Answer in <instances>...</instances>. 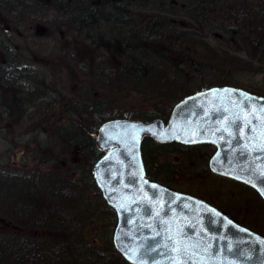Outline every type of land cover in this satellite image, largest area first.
Returning <instances> with one entry per match:
<instances>
[{"label":"trees","instance_id":"trees-1","mask_svg":"<svg viewBox=\"0 0 264 264\" xmlns=\"http://www.w3.org/2000/svg\"><path fill=\"white\" fill-rule=\"evenodd\" d=\"M100 7L111 10L113 23H104L103 33L86 35L83 28ZM0 9L33 17L36 28L41 21L51 22L56 26L51 34L58 37L73 33L79 45L70 46L67 57L87 80L79 99L73 97L64 107L68 120L43 131L61 140L75 161L65 167L47 154L41 160L45 164L38 160L30 170H0V218L8 223H0V264H129L113 247L116 216L92 179V166L104 153L95 142L98 127L115 118L166 121L178 100L211 86H233L264 97L232 73V68L250 71L253 63L264 65V0H0ZM203 71L210 76L205 78ZM2 82L3 71L1 88ZM88 85L103 91L94 94ZM38 92L45 110L35 114L46 115L55 102L47 90L39 87ZM28 93L34 96V91ZM133 93L148 102H164L156 110L125 108ZM35 97L26 106L34 108ZM117 101L122 104L115 108ZM140 145L146 177L170 189L179 167L170 158L196 146L212 147L158 143L147 135ZM54 146L47 149L59 148Z\"/></svg>","mask_w":264,"mask_h":264},{"label":"water","instance_id":"water-1","mask_svg":"<svg viewBox=\"0 0 264 264\" xmlns=\"http://www.w3.org/2000/svg\"><path fill=\"white\" fill-rule=\"evenodd\" d=\"M0 29L8 32L0 16ZM166 121L115 118L97 129L92 166L116 223L112 244L129 264H264V237L200 198L146 177L143 136L210 144V172L249 186L264 202V97L211 86L178 100ZM0 223L7 224L3 218Z\"/></svg>","mask_w":264,"mask_h":264},{"label":"rangeland","instance_id":"rangeland-1","mask_svg":"<svg viewBox=\"0 0 264 264\" xmlns=\"http://www.w3.org/2000/svg\"><path fill=\"white\" fill-rule=\"evenodd\" d=\"M99 10L93 19L86 22L87 27L83 28L86 35L90 36L100 31L103 33L104 23L112 25L113 22H110L113 17L111 10L103 7H100ZM47 13L54 18L53 13L48 11ZM0 15L5 19L8 27L7 33L0 29V56L16 61L15 69H17L16 72L13 70L15 75L11 77V80H8L10 83L6 90L17 89V85L25 87L28 91L41 87L51 94L52 101L55 102V107H52L46 115L39 116L35 112L45 110V108H41L44 104L42 101L40 102V99L32 101L37 104L34 108L26 106L28 100H32L34 96H27L26 93H23V89H17L20 100L14 104L10 99L11 96L4 90L6 86L0 89V170L3 171L11 166H15V168L25 166L30 170L33 166L37 167L38 160L41 164H45V160H41L47 158V154L58 159L59 163L66 167L76 158L69 159L70 154L66 153V146L64 147L61 140L53 135L48 136V132L45 134L43 131H48L47 126L53 125L57 121L68 120L64 117V107L67 105V101L73 97L79 99V89L87 82L86 78L77 73L78 71L74 69L75 66L67 57V50H70V46L73 44L74 47H78L79 41L73 37V33H69L70 36L58 34L59 37L51 34L56 27L51 22H48V25H43V21H41L40 26L36 28L33 27L36 23L33 17L12 16L5 14L1 9ZM43 18L40 19L43 20ZM106 28L111 27L106 26ZM208 37L210 44L216 45L215 41L210 36ZM73 40L76 41L72 43ZM84 42H82L83 46L86 44ZM238 56L245 58L241 52H238ZM250 68V71L232 68L234 78L247 88L251 87L264 92V65L257 67L253 63ZM251 71L255 72L251 74ZM202 73L206 74L205 78L210 76L207 71ZM192 77L193 79L198 78L197 75H192ZM88 87L94 94L97 92L100 94L103 91V89L99 91L94 86L88 85ZM121 102L117 101L114 107H118L122 104ZM162 102H164L162 99L148 102L140 95L133 93L124 101V106L129 109L147 111L149 109L156 110ZM5 110L7 112H4ZM23 110L25 115L22 114ZM56 144L57 146H54ZM48 145L59 146V148L49 147L47 149ZM48 150L49 153H47ZM212 151H214L213 146L209 148L196 146L180 153L176 158H170L179 166L173 177L172 189L215 205L238 224L264 237V202L249 186L210 172L207 161L213 153ZM59 154L62 155L59 156ZM102 249L104 250V248Z\"/></svg>","mask_w":264,"mask_h":264},{"label":"flooded vegetation","instance_id":"flooded-vegetation-1","mask_svg":"<svg viewBox=\"0 0 264 264\" xmlns=\"http://www.w3.org/2000/svg\"><path fill=\"white\" fill-rule=\"evenodd\" d=\"M16 48H18V47H16ZM7 51H8V48H7ZM0 62H1V71H3V81L5 82V84L3 83V86H6L7 84L9 85V83H10V81H8V80H11V77H13V75H15V72L17 71V69H15V64H16V61H12V60H7L6 58H3L2 56H0ZM13 70L15 71V72H13ZM19 78H20V76H19ZM35 85V84H34ZM33 85V86H34ZM2 86V87H3ZM7 87L8 86H6L5 88H4V90H5V92H8V94H9V96H11V101H13L12 103H14V104H16L17 102H19V99H18V97H16V96H12V94L14 93V92H16L17 94H19V90H21V89H23V93H26V95H28L29 93V91L25 88V87H23V86H18L17 85V89H19V90H17L16 88H11L12 90L10 91V88L8 89V90H6L7 89ZM20 87H22V88H20ZM0 88H1V85H0ZM34 89V88H33ZM38 87L37 88H35V90H33L34 91V96H37V97H35L36 98V100H38L39 99V92H38ZM12 92V93H11ZM49 97H52L51 96V94L49 95ZM53 98V97H52ZM9 103V102H8ZM11 105H13V104H11ZM6 116H8V115H6ZM22 118V117H21ZM6 222V221H5ZM3 224V223H2ZM8 224V223H7ZM7 224H4V225H7Z\"/></svg>","mask_w":264,"mask_h":264}]
</instances>
